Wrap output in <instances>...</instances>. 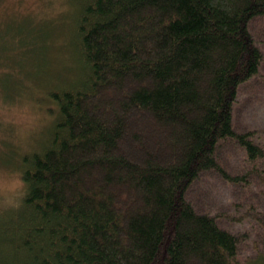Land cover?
Here are the masks:
<instances>
[{"label":"trees","instance_id":"trees-1","mask_svg":"<svg viewBox=\"0 0 264 264\" xmlns=\"http://www.w3.org/2000/svg\"><path fill=\"white\" fill-rule=\"evenodd\" d=\"M69 2L70 53L44 96L56 114L17 154L30 195L0 211V264H264L240 257L249 230L187 196L216 173L246 185L238 220L264 223V127L233 123L261 66L250 22L264 0ZM224 148L244 151L243 170Z\"/></svg>","mask_w":264,"mask_h":264},{"label":"rangeland","instance_id":"rangeland-1","mask_svg":"<svg viewBox=\"0 0 264 264\" xmlns=\"http://www.w3.org/2000/svg\"><path fill=\"white\" fill-rule=\"evenodd\" d=\"M74 12L69 0H0V102L13 112L18 105L31 103L39 124L27 141L19 140L11 127L0 126V168L18 169L17 154L36 149L35 144L55 117L56 105L45 99L46 90L49 83L54 85L51 80L57 82L52 75L61 72L65 51L70 53L66 43L73 35ZM250 30L263 58L259 73L242 87L234 104V126L244 131L264 127V15L251 20ZM68 70L59 78L60 83L68 80ZM222 156L236 170H243L247 164L241 148H224ZM187 196L197 207L221 212V226L234 232L250 231L249 241L240 246V257L252 259L260 250L264 259V223L255 218L238 220L245 203L237 204L239 209L235 203L248 200L246 185L232 183L216 173H203L190 186Z\"/></svg>","mask_w":264,"mask_h":264},{"label":"clouds","instance_id":"clouds-1","mask_svg":"<svg viewBox=\"0 0 264 264\" xmlns=\"http://www.w3.org/2000/svg\"><path fill=\"white\" fill-rule=\"evenodd\" d=\"M0 126L11 127L19 140L27 141L38 129V116L29 102L18 105L15 112L0 102ZM29 195L30 185L23 171L0 168V210L20 209Z\"/></svg>","mask_w":264,"mask_h":264}]
</instances>
